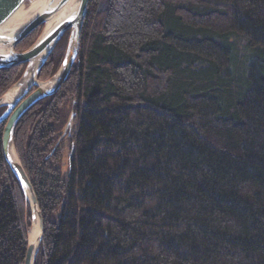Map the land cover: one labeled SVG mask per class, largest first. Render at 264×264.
I'll return each instance as SVG.
<instances>
[{
    "label": "trees",
    "instance_id": "obj_1",
    "mask_svg": "<svg viewBox=\"0 0 264 264\" xmlns=\"http://www.w3.org/2000/svg\"><path fill=\"white\" fill-rule=\"evenodd\" d=\"M25 67L0 68V97ZM4 126L0 264H24L32 215ZM14 143L44 221L34 264H264V0H90L67 81Z\"/></svg>",
    "mask_w": 264,
    "mask_h": 264
},
{
    "label": "water",
    "instance_id": "obj_2",
    "mask_svg": "<svg viewBox=\"0 0 264 264\" xmlns=\"http://www.w3.org/2000/svg\"><path fill=\"white\" fill-rule=\"evenodd\" d=\"M28 0H0V68L26 64L19 80L0 97V108L6 107L0 116V124L5 122L2 135L4 156L19 179L32 212L31 229L28 231V248L24 264H34L36 254L44 235V221L32 183L18 157L14 132L24 113L44 97L61 89L67 81L77 59L84 21L90 0H46L27 20L15 27L6 24L15 12ZM43 25L36 41L23 51L18 44L39 26ZM70 31L64 60L57 72L46 81L38 76L59 41ZM16 89L14 95L11 90ZM76 118L72 112L64 133L71 130ZM36 219L40 232L36 241H31L30 233Z\"/></svg>",
    "mask_w": 264,
    "mask_h": 264
},
{
    "label": "bare ground",
    "instance_id": "obj_3",
    "mask_svg": "<svg viewBox=\"0 0 264 264\" xmlns=\"http://www.w3.org/2000/svg\"><path fill=\"white\" fill-rule=\"evenodd\" d=\"M46 0H34L29 5L21 6L6 24V27H15L27 20ZM16 89L11 90L14 95ZM40 232L39 221L36 219L32 232L30 233L31 241H36Z\"/></svg>",
    "mask_w": 264,
    "mask_h": 264
},
{
    "label": "rangeland",
    "instance_id": "obj_4",
    "mask_svg": "<svg viewBox=\"0 0 264 264\" xmlns=\"http://www.w3.org/2000/svg\"><path fill=\"white\" fill-rule=\"evenodd\" d=\"M32 1H34V0H28V1L26 2L25 5H29ZM40 33H41V32H40ZM40 33H39V34H40ZM38 36H39V35H38ZM37 38H38V37H37ZM37 38H36V39H37ZM35 41H36V40H35ZM35 41H34V42H35ZM23 72H24V71H23ZM22 74H23V73H22ZM21 76H22V75H21ZM21 76H20V77H21ZM20 77H19V78H20ZM18 80H19V79H18ZM18 80H17V81H18ZM47 80H48V79H47ZM17 81H16V82H17ZM45 81H46V80H45ZM16 82H15V83H16ZM15 83H14V84H15ZM14 84H13V85H14ZM13 85H12V86H13ZM12 86H11V87H12ZM11 87H10V88H11ZM10 88H9V89H10ZM74 124H75V121H74ZM74 124H73L72 129H71V130H68V131L65 132V133H63L62 136H61L60 139H59V141L62 142V145H64V147L66 148V152H65V154H64V157H65V159H64V168H65V169L67 168V162H68V159H69L68 156H69L70 151H71V147H70V142H69V140H70V136H71V134H72L73 128H74ZM60 142H59V143H60ZM59 143H58V144H59ZM15 148H16V147H15ZM17 154H18V153H17ZM18 157H19V156H18ZM19 159H20V158H19ZM26 200H27V198H26ZM27 203H28V200H27ZM27 205H28L29 209L31 210L30 204L28 203ZM31 215H32V212H31ZM31 221H33V218L31 219ZM31 224H32V222H31ZM29 229H31V226L29 227ZM29 229H28V231H29ZM28 231H27V232H28Z\"/></svg>",
    "mask_w": 264,
    "mask_h": 264
},
{
    "label": "flooded vegetation",
    "instance_id": "obj_5",
    "mask_svg": "<svg viewBox=\"0 0 264 264\" xmlns=\"http://www.w3.org/2000/svg\"><path fill=\"white\" fill-rule=\"evenodd\" d=\"M70 142V141H69ZM63 146V148H64V154H65V152H66V148L64 147V145H62ZM70 147H71V144H70ZM69 156H70V154H69ZM69 156H68V158H69ZM64 159H65V157H64ZM68 163V162H67Z\"/></svg>",
    "mask_w": 264,
    "mask_h": 264
}]
</instances>
